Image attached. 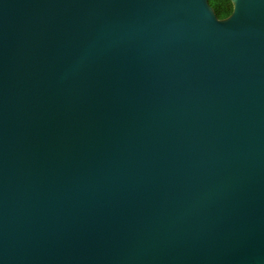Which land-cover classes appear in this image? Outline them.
Segmentation results:
<instances>
[{
    "label": "water",
    "instance_id": "water-1",
    "mask_svg": "<svg viewBox=\"0 0 264 264\" xmlns=\"http://www.w3.org/2000/svg\"><path fill=\"white\" fill-rule=\"evenodd\" d=\"M0 0V264H264V0Z\"/></svg>",
    "mask_w": 264,
    "mask_h": 264
},
{
    "label": "trees",
    "instance_id": "trees-1",
    "mask_svg": "<svg viewBox=\"0 0 264 264\" xmlns=\"http://www.w3.org/2000/svg\"><path fill=\"white\" fill-rule=\"evenodd\" d=\"M220 19L228 17L233 11L231 0H209Z\"/></svg>",
    "mask_w": 264,
    "mask_h": 264
}]
</instances>
